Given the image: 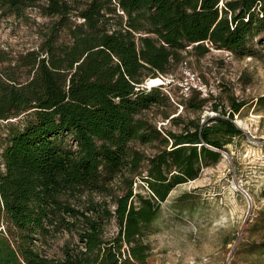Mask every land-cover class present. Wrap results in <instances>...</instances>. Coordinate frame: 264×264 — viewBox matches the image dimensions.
Wrapping results in <instances>:
<instances>
[{
  "label": "trees",
  "instance_id": "trees-1",
  "mask_svg": "<svg viewBox=\"0 0 264 264\" xmlns=\"http://www.w3.org/2000/svg\"><path fill=\"white\" fill-rule=\"evenodd\" d=\"M27 7L50 20L34 47L0 41V264H147L160 202L222 158L245 101L217 102L203 120L171 115L162 84L145 80L188 46L264 61V0H0V26ZM65 231L77 240L51 252Z\"/></svg>",
  "mask_w": 264,
  "mask_h": 264
},
{
  "label": "rangeland",
  "instance_id": "rangeland-1",
  "mask_svg": "<svg viewBox=\"0 0 264 264\" xmlns=\"http://www.w3.org/2000/svg\"><path fill=\"white\" fill-rule=\"evenodd\" d=\"M49 20L37 7H27L22 16H5L0 41L17 49L34 47L41 39L39 30ZM158 77L171 115L180 112L203 120L216 113L211 107L217 102L228 108L230 97L245 104L233 118L242 134L226 144L227 150L221 149L222 158L176 185L160 202L156 218L146 229L151 246L147 264H264L260 244L264 227H259L264 223V61L214 47L200 55L188 46L182 59ZM203 97L201 109H185L183 102ZM147 115L158 125H172L158 109ZM6 132V119H0V155ZM133 186L147 192L140 179ZM116 228L111 219L105 234ZM66 239L76 241L77 235L66 231L51 235L50 251L59 253Z\"/></svg>",
  "mask_w": 264,
  "mask_h": 264
},
{
  "label": "water",
  "instance_id": "water-1",
  "mask_svg": "<svg viewBox=\"0 0 264 264\" xmlns=\"http://www.w3.org/2000/svg\"><path fill=\"white\" fill-rule=\"evenodd\" d=\"M156 76H158V75H156ZM156 76L149 77V78H154V77H156ZM145 83H146L148 86H151V85H154V84L162 83V81H158V82H156V81H152V82L147 81V82H145Z\"/></svg>",
  "mask_w": 264,
  "mask_h": 264
},
{
  "label": "bare ground",
  "instance_id": "bare-ground-1",
  "mask_svg": "<svg viewBox=\"0 0 264 264\" xmlns=\"http://www.w3.org/2000/svg\"><path fill=\"white\" fill-rule=\"evenodd\" d=\"M149 81H150V82H152V81H156V82H158V81H162V79L159 78L158 76H156V77H154V79H150Z\"/></svg>",
  "mask_w": 264,
  "mask_h": 264
}]
</instances>
